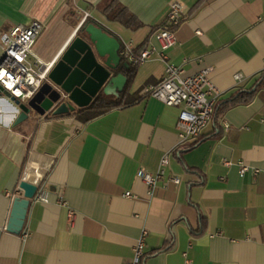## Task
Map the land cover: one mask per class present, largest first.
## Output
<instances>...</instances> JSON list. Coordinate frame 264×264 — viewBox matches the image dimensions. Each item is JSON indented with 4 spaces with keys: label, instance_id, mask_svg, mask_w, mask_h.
Instances as JSON below:
<instances>
[{
    "label": "crops",
    "instance_id": "crops-1",
    "mask_svg": "<svg viewBox=\"0 0 264 264\" xmlns=\"http://www.w3.org/2000/svg\"><path fill=\"white\" fill-rule=\"evenodd\" d=\"M175 1L185 9L168 62L187 74L211 69L220 91L202 134L209 137L176 154L194 142L179 136L180 107L145 92L163 79L167 61L134 65L122 47L117 71L128 81L119 96H107L126 92L129 103L89 122L50 113L36 127L35 114L16 124L15 100L0 96V264H127L144 230L143 264H264V0H0V37L40 19L46 29L34 52L60 59L84 35L88 15L86 23L99 22L121 46L132 42L139 51L155 42ZM51 121L69 122L72 133L31 200L23 231L13 233L7 226L13 200L23 194L21 175ZM166 154V175L150 194L139 170L157 172ZM241 160L260 172L241 175ZM44 190L47 201L38 198Z\"/></svg>",
    "mask_w": 264,
    "mask_h": 264
},
{
    "label": "built area",
    "instance_id": "built-area-1",
    "mask_svg": "<svg viewBox=\"0 0 264 264\" xmlns=\"http://www.w3.org/2000/svg\"><path fill=\"white\" fill-rule=\"evenodd\" d=\"M184 9L185 6L179 1L171 3L165 26L154 33L155 42L139 51L135 50L132 42L124 43L121 54L134 65L155 58L167 61L163 79L158 84L149 86L145 92L166 105L180 107L177 129L181 140L187 143L200 138L213 120L220 91L209 78L211 69L187 74L183 66L168 62L169 51L178 44L176 29L182 21ZM45 29L46 25L40 19L35 18L27 24H17L1 35L0 96L6 95L26 101L50 80V73L60 55L44 60L34 52L35 45ZM240 77V73L236 74V78ZM223 125L226 128L230 127L226 120L223 121ZM168 163L169 155L166 154L157 172H151L146 168L139 170V177L149 187L150 194L158 182L165 177ZM225 163L231 165L232 161L225 159ZM239 166L243 176L260 172L259 168L243 160L239 161ZM173 180L178 182L179 178L174 177ZM47 194L44 190L38 198L47 201ZM125 195L135 196L131 191H127ZM63 205L67 203L63 202ZM147 235V230L141 233L134 247L133 257L127 264H143Z\"/></svg>",
    "mask_w": 264,
    "mask_h": 264
},
{
    "label": "water",
    "instance_id": "water-1",
    "mask_svg": "<svg viewBox=\"0 0 264 264\" xmlns=\"http://www.w3.org/2000/svg\"><path fill=\"white\" fill-rule=\"evenodd\" d=\"M80 26L84 35L77 37L59 59L50 73V80L26 101L12 98L19 111L16 124L32 114L44 119L50 113L52 116L74 113L89 106L101 94L119 96V90L126 86L128 77L117 71L122 62L117 50L124 43L121 46L118 38L97 21L86 23L84 20ZM123 64L130 67L128 62ZM41 184L21 180L19 188L23 194L13 200L9 231L17 234L23 231L29 205Z\"/></svg>",
    "mask_w": 264,
    "mask_h": 264
},
{
    "label": "bare ground",
    "instance_id": "bare-ground-1",
    "mask_svg": "<svg viewBox=\"0 0 264 264\" xmlns=\"http://www.w3.org/2000/svg\"><path fill=\"white\" fill-rule=\"evenodd\" d=\"M68 123L67 121L43 123L24 172V179L37 184L42 182L55 155L72 133Z\"/></svg>",
    "mask_w": 264,
    "mask_h": 264
},
{
    "label": "trees",
    "instance_id": "trees-1",
    "mask_svg": "<svg viewBox=\"0 0 264 264\" xmlns=\"http://www.w3.org/2000/svg\"><path fill=\"white\" fill-rule=\"evenodd\" d=\"M125 11V10H123ZM122 15V14H121ZM122 20L125 24L130 25L132 18L127 19L124 14L122 17ZM260 80H258L251 89H254L258 86ZM245 91L244 89L239 90L237 93L233 94L232 96H230L229 98L225 99L226 102H229L230 100H233L234 98H236L241 92ZM126 96V92H124V94L118 98H112V97H108L107 95L101 94L98 98H96L89 106L84 107V108H80L78 109L76 112L74 113H69L66 115H60V116H52V118H59V117H67V116H73L75 117L77 120L86 123L89 122L90 120H93L94 118L106 113L107 111L119 107L121 105H123L124 103H129V101L125 100ZM209 136H201L200 138H198L197 140H195L192 143H187L184 146L180 147L177 149L176 154L177 155H182L184 152L191 150L193 148H195L198 144H200L202 141H204L205 139H207ZM187 169L189 170H195L189 166H187ZM173 241L171 240L169 244H167L166 246L162 247L159 249V251H163L166 250L168 248H170V246L172 245Z\"/></svg>",
    "mask_w": 264,
    "mask_h": 264
},
{
    "label": "rangeland",
    "instance_id": "rangeland-1",
    "mask_svg": "<svg viewBox=\"0 0 264 264\" xmlns=\"http://www.w3.org/2000/svg\"><path fill=\"white\" fill-rule=\"evenodd\" d=\"M50 117L51 116H49V117H47V119H50ZM40 121L41 122H43V120H40V119H37V118H34V121H33V126H37V125H39L40 124ZM26 167H27V165H26ZM26 167H25V169H24V171H23V173H22V175H21V178L23 177V175H24V172H25V170H26Z\"/></svg>",
    "mask_w": 264,
    "mask_h": 264
}]
</instances>
